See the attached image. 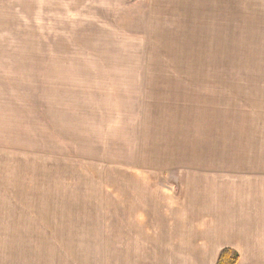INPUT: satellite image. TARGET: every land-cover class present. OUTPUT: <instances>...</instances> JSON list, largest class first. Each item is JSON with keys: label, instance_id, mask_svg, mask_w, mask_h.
<instances>
[{"label": "rangeland", "instance_id": "374dc122", "mask_svg": "<svg viewBox=\"0 0 264 264\" xmlns=\"http://www.w3.org/2000/svg\"><path fill=\"white\" fill-rule=\"evenodd\" d=\"M261 169L264 0H0V264H216Z\"/></svg>", "mask_w": 264, "mask_h": 264}, {"label": "crops", "instance_id": "0c3cea01", "mask_svg": "<svg viewBox=\"0 0 264 264\" xmlns=\"http://www.w3.org/2000/svg\"><path fill=\"white\" fill-rule=\"evenodd\" d=\"M256 173L230 175L233 192L218 211L220 219L214 221L221 229L217 236L222 250H234L237 264H264V170Z\"/></svg>", "mask_w": 264, "mask_h": 264}, {"label": "trees", "instance_id": "16d2710c", "mask_svg": "<svg viewBox=\"0 0 264 264\" xmlns=\"http://www.w3.org/2000/svg\"><path fill=\"white\" fill-rule=\"evenodd\" d=\"M237 263H238V254L230 248H225L220 253L216 264H237Z\"/></svg>", "mask_w": 264, "mask_h": 264}]
</instances>
